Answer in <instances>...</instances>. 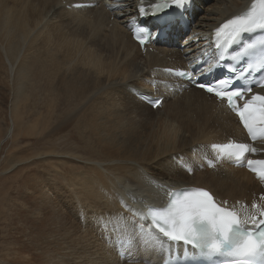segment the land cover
I'll return each instance as SVG.
<instances>
[{
	"label": "bare ground",
	"instance_id": "bare-ground-1",
	"mask_svg": "<svg viewBox=\"0 0 264 264\" xmlns=\"http://www.w3.org/2000/svg\"><path fill=\"white\" fill-rule=\"evenodd\" d=\"M75 1L96 5L66 7ZM137 1L0 0V70L15 48L8 41L22 39L24 50L13 56L4 73L11 81L0 83V91H7L5 104H12L19 83L26 82L22 119L13 121L20 126L24 120L29 135L49 143L26 160L41 163L23 174L24 200L12 204L26 213L21 229H41L30 251L37 264H159L166 243L146 227L140 209L159 203L172 188H206L228 204L245 198L244 206H234L242 217L264 209L263 185L253 174L224 161L204 163V157L214 159L211 142L247 141L236 116L223 99L201 89L179 93L180 81L162 70L186 67L204 40L195 43L198 37L258 0H194L202 11L195 9L192 31L176 46L148 45L144 51L127 27ZM32 56L48 64L32 65ZM133 89L163 96L161 106L150 107ZM69 129L68 139L82 148L56 153ZM9 135L0 132V145ZM252 144V155L264 157V139ZM119 239L130 244L117 251Z\"/></svg>",
	"mask_w": 264,
	"mask_h": 264
},
{
	"label": "snow or ice",
	"instance_id": "snow-or-ice-1",
	"mask_svg": "<svg viewBox=\"0 0 264 264\" xmlns=\"http://www.w3.org/2000/svg\"><path fill=\"white\" fill-rule=\"evenodd\" d=\"M186 2L187 0H160L153 5V11L150 13H145L139 7L136 11L139 16L156 15L173 6L183 7ZM137 24L147 32L138 20ZM254 29L264 30V0H261L259 10L253 6L249 11L224 23L216 30V37L218 41L232 44L237 37ZM151 38L148 33L147 39H141L139 42L144 44ZM253 47L251 43L245 46L246 50ZM197 86L218 98L226 99L230 104L242 95L234 86H228L223 78L212 84L198 83ZM247 90L250 92L251 88ZM160 103L162 100L155 101L153 107L159 106ZM237 112L251 137H264V95L253 94L242 107H237ZM214 147L229 151L238 158L248 151H255L246 144L229 143ZM248 163L251 165L253 161ZM257 163L264 165V161ZM258 174L264 181V171ZM152 216L166 226L160 227L165 236L174 241L186 242L204 255H226L229 257L227 264H258V258L264 259V231L249 230L235 213L214 203L213 196L207 190L184 191L171 201L166 210L155 211Z\"/></svg>",
	"mask_w": 264,
	"mask_h": 264
},
{
	"label": "rangeland",
	"instance_id": "rangeland-1",
	"mask_svg": "<svg viewBox=\"0 0 264 264\" xmlns=\"http://www.w3.org/2000/svg\"><path fill=\"white\" fill-rule=\"evenodd\" d=\"M33 32V34H35L34 30ZM8 38L9 37L6 36V39ZM10 43L13 44L15 48L10 52L11 58L3 59L1 62L3 69L0 70V83H5L6 85L11 80L5 79L4 73H9L10 65L14 62L13 56H17V53L22 49L23 40L18 37H13L6 43L7 47ZM22 51L24 50L22 49ZM34 57L36 56L30 58L32 65L39 66L41 64H48L41 58ZM38 66H35L37 72L39 71ZM25 83L26 82L19 83L16 94L18 99L16 100V96L13 97L14 102L12 104H5L7 91L6 93L5 90L0 91V132H10L7 140L0 145V248L7 251L3 252L0 250V264H37L40 262L30 251L34 246L33 243L38 245L39 240L36 239L42 236V234H40L41 229L39 227L36 229L30 227L21 229L20 226L26 213L24 211H17L12 207L15 201L18 202L20 199H23L20 193L22 181L25 179L23 174L31 168L37 169L40 165L39 163H41V160L38 162V157L33 158L38 163H33L31 165H26V160L35 156L40 151L46 150L45 147L49 145V143H43L41 139H39L40 136L38 134L33 136L29 135V131L32 130V128L28 126L24 120L20 126H16L13 121V119H22V104L26 94ZM37 92L40 95L41 90L40 92L37 90ZM69 130L68 134L66 133L67 137L64 138L67 139L61 144L58 142L57 147H59V149L56 153L60 152V149H73L77 144L82 148L81 144L68 139L69 137L73 138L71 136V129ZM14 134H16V137H13ZM42 146H44V148ZM78 146L75 149L80 150L81 148L79 149ZM73 157L74 156H66V159H72ZM81 160L86 161V156L81 157ZM11 165H13V168L8 170L7 166ZM40 169H43V167ZM88 173L90 172L86 171V174ZM53 200L57 201V197L54 196ZM21 240H24L27 245H22ZM47 240L48 236L42 238L40 241Z\"/></svg>",
	"mask_w": 264,
	"mask_h": 264
}]
</instances>
